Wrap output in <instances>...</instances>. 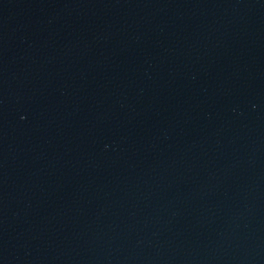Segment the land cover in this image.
<instances>
[{
  "label": "water",
  "instance_id": "obj_1",
  "mask_svg": "<svg viewBox=\"0 0 264 264\" xmlns=\"http://www.w3.org/2000/svg\"><path fill=\"white\" fill-rule=\"evenodd\" d=\"M0 264H264V0H0Z\"/></svg>",
  "mask_w": 264,
  "mask_h": 264
}]
</instances>
